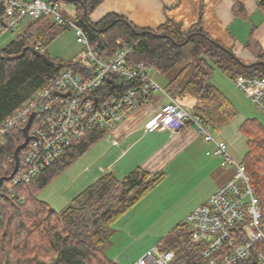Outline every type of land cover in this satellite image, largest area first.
Listing matches in <instances>:
<instances>
[{"label":"trees","instance_id":"obj_1","mask_svg":"<svg viewBox=\"0 0 264 264\" xmlns=\"http://www.w3.org/2000/svg\"><path fill=\"white\" fill-rule=\"evenodd\" d=\"M104 1L50 0L57 5L73 6L72 22L83 30L100 59L110 58L116 49L115 41L120 39L133 46L130 61L143 62L166 75L184 59V48L188 47L190 60L164 90L182 107H188L191 116L210 132L221 129L234 115L227 98L211 83L215 70H221L230 80L241 76L264 77V54L253 64L243 65L230 49L204 33L200 21L188 32H183L172 20L154 30L137 27L117 14L93 22L91 14ZM65 30H70L67 24H57L44 16L30 21L25 30L0 49V124L61 69H76L70 61L53 59L54 66L50 67L29 50L35 44L46 49ZM43 54L47 56L46 50ZM112 91V86L108 85L104 93ZM107 133L97 128L89 130L83 139L71 144L26 184L13 185L12 180L2 182L0 264H118L106 256L102 247L112 235L111 226L159 183L162 172L149 174L137 168L122 179L106 174L77 194L60 212L36 198L40 190ZM22 142V132L16 129L0 144V179L13 171V153ZM23 152L24 149L19 153L20 159ZM242 164L263 205L264 224V139L247 140ZM191 238L186 221L170 230L155 247L162 252H174L171 264H208V259L202 255L204 245L192 243ZM255 248L257 245L253 252ZM253 252L239 264H253ZM214 256L219 259L218 255Z\"/></svg>","mask_w":264,"mask_h":264},{"label":"built area","instance_id":"obj_2","mask_svg":"<svg viewBox=\"0 0 264 264\" xmlns=\"http://www.w3.org/2000/svg\"><path fill=\"white\" fill-rule=\"evenodd\" d=\"M0 36L19 34L18 26L44 16L57 24H67L74 33L78 50L70 61L76 69L65 67L46 82L21 108L0 124V144L16 129H22L29 117V142L13 178V185L26 184L48 168L71 144L80 141L94 128L114 130L122 121L149 103L154 93L167 102L144 130L176 133L189 124L205 143H212V156L234 168L232 177L217 188L208 200L186 218L192 243L203 244L208 264H239L252 256L254 263L264 264L263 205L256 197L246 168L232 159L226 143L212 136L198 119L182 107L152 79V67L130 61L133 46L117 41L118 48L107 59L92 50L87 36L74 22L59 12L55 3L41 0H0ZM34 49L44 53L40 44ZM121 80L118 86L115 84ZM235 87L264 115V77L241 76L233 79ZM108 85L113 91L105 94ZM214 254L219 256L217 259ZM174 253L156 247L147 250L136 264H171Z\"/></svg>","mask_w":264,"mask_h":264},{"label":"crops","instance_id":"obj_3","mask_svg":"<svg viewBox=\"0 0 264 264\" xmlns=\"http://www.w3.org/2000/svg\"><path fill=\"white\" fill-rule=\"evenodd\" d=\"M109 14L124 16L137 27L154 30L161 27L167 20H172L180 25L183 32H188L200 21L204 33L230 49L243 65L253 64L264 54V0H105L91 14L90 19L97 22ZM29 23L25 22V27L20 30V33ZM1 36L0 41L3 37ZM45 50L47 52V47ZM76 52L75 49L62 61H71ZM227 100L229 102L228 98ZM166 102L163 95L156 96L154 93L149 103L140 106L136 112L107 133L109 135L106 151L115 148L116 154L119 155L107 166L100 165L99 174L96 177L93 176L95 178L91 183L106 174H113L118 179H122L137 168L149 174L159 173L162 172L164 165L176 162L178 156H184V160L189 161V174L198 172L206 174L199 181L205 184L203 197L198 203L200 206L217 188L232 177V167L225 165L220 156H212L214 145L200 141L201 138H198L193 126L187 124L176 133L144 130V125ZM216 139L224 141L222 136ZM194 147L200 148L194 150ZM201 157L209 159L204 160ZM121 160L127 163L116 167L115 163ZM221 166H227V168L222 169Z\"/></svg>","mask_w":264,"mask_h":264},{"label":"rangeland","instance_id":"obj_4","mask_svg":"<svg viewBox=\"0 0 264 264\" xmlns=\"http://www.w3.org/2000/svg\"><path fill=\"white\" fill-rule=\"evenodd\" d=\"M41 1L50 2V0ZM58 6L63 17L73 21V6ZM24 27L25 23L20 24L18 32ZM2 36L0 48L12 41L16 34L9 32ZM75 49L78 50V44L74 33L71 30H65L47 46V56L51 60H64ZM189 60L188 47H185L184 59L169 73L162 75L153 70L150 75L159 87L165 89L169 80ZM211 83L229 99V106L234 113L221 129L211 132L212 136L214 138L222 136L232 159L242 163L247 153V140L257 137L264 139V115L251 104L235 87L234 82L221 70H215ZM155 95L161 96L162 94L159 92ZM186 110L189 111V109ZM108 135L40 190L36 198L46 202L56 212L65 209L71 200L98 176L100 165L105 167L109 162H114L117 159L119 155L116 154L117 149L106 151ZM198 138L201 137L198 135ZM197 148L200 147L193 149ZM124 163L127 162L121 160L115 164L116 167H121ZM189 167V161L184 160V156H178L176 162L164 165L161 169L164 175L159 183L154 185L146 196L112 224V235L102 246L108 258L118 264H135L147 250L156 245L158 247L159 240L176 225L186 223L188 214L198 206L200 198L203 197L205 184L199 183V181L206 176L201 172L189 174ZM221 167L222 169L227 168V166ZM232 169L234 170L233 167Z\"/></svg>","mask_w":264,"mask_h":264},{"label":"water","instance_id":"obj_5","mask_svg":"<svg viewBox=\"0 0 264 264\" xmlns=\"http://www.w3.org/2000/svg\"><path fill=\"white\" fill-rule=\"evenodd\" d=\"M29 50L36 56H38L40 59H42V61L44 63H46L48 66L50 67H53L54 66V62L49 58L47 57L46 55L40 53L39 51H37L36 49L34 48H29ZM121 82V80L119 79L117 81V83L115 84V87L119 85V83ZM33 117L34 115L32 114L26 125L22 128L21 132H22V135H23V142L16 147V149L14 150V153H13V159H14V168H13V171L11 172V174L8 176V177H4V178H1L0 179V185L2 184V182L5 180V181H10L13 179V177L15 176V174L17 173L18 169H19V162H20V157H19V153L20 151H22L23 149H25V147L27 146L28 142H29V134H28V130L30 128V125H31V122L33 120Z\"/></svg>","mask_w":264,"mask_h":264},{"label":"bare ground","instance_id":"obj_6","mask_svg":"<svg viewBox=\"0 0 264 264\" xmlns=\"http://www.w3.org/2000/svg\"><path fill=\"white\" fill-rule=\"evenodd\" d=\"M19 33H20V32H19ZM117 41H122V40L118 39V40L115 41L116 49L118 48V45L116 44ZM33 48H34V47H33ZM116 49H115V50H116ZM114 52H115V51H114ZM42 54H43V53H42ZM108 59H109V58H108ZM102 60H103V59H102ZM21 130H22V129H21ZM13 160H14V159H13ZM12 180H13V179H12ZM171 252H173V251H171ZM173 253H174V252H173ZM202 255H203V253H202ZM203 257H204V256H203Z\"/></svg>","mask_w":264,"mask_h":264}]
</instances>
